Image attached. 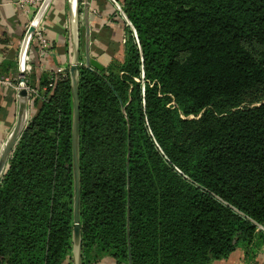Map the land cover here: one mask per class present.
Wrapping results in <instances>:
<instances>
[{
	"label": "trees",
	"instance_id": "1",
	"mask_svg": "<svg viewBox=\"0 0 264 264\" xmlns=\"http://www.w3.org/2000/svg\"><path fill=\"white\" fill-rule=\"evenodd\" d=\"M120 5L138 40L124 20L123 61L79 68L82 264H212L261 247L264 0ZM35 89L0 180V264L71 258L68 71Z\"/></svg>",
	"mask_w": 264,
	"mask_h": 264
},
{
	"label": "crops",
	"instance_id": "2",
	"mask_svg": "<svg viewBox=\"0 0 264 264\" xmlns=\"http://www.w3.org/2000/svg\"><path fill=\"white\" fill-rule=\"evenodd\" d=\"M115 1L120 5V0ZM16 2L17 0H0V72L11 78L18 76V53L24 24V17ZM116 10L118 9L111 0H88L90 52L104 68L114 59H124V19L117 16ZM81 18V54L84 55L85 23L82 15ZM42 24L50 49L42 65L38 64L37 59L34 61L35 73L31 74L34 88L38 87L42 74L53 76L57 69L68 71L71 37L67 0H52L42 17ZM17 90L18 87L15 89L0 86V151L16 120ZM64 264H71V258ZM90 264L116 262L105 256ZM212 264H264V245L259 248L253 246L247 253L244 248L237 247L227 258L215 260Z\"/></svg>",
	"mask_w": 264,
	"mask_h": 264
},
{
	"label": "water",
	"instance_id": "3",
	"mask_svg": "<svg viewBox=\"0 0 264 264\" xmlns=\"http://www.w3.org/2000/svg\"><path fill=\"white\" fill-rule=\"evenodd\" d=\"M52 0H43L37 9L33 20L22 36L19 53H18V75L19 85L17 90L18 107L16 120L12 130L6 138L0 151V180L6 170L9 157L18 142L23 130L26 127L30 116L29 100L30 94L28 85L25 80V64L27 51L31 42L34 28L42 19L46 9ZM117 7L122 18L131 28L134 37L138 40L136 30L127 18L126 14L115 0H111ZM69 14V32L71 37V57L68 68L69 82L72 96V174H73V229H72V249L71 264H82V238L80 224V165H79V95H78V76L79 68L100 73L104 66L91 54L89 47V26H88V0H67ZM81 15L85 23V45L84 55L81 54ZM129 185V183H128ZM129 187V186H128ZM127 217H129V209H127ZM129 219V218H128ZM258 227L264 230L262 225ZM132 264L129 259V263Z\"/></svg>",
	"mask_w": 264,
	"mask_h": 264
},
{
	"label": "built area",
	"instance_id": "4",
	"mask_svg": "<svg viewBox=\"0 0 264 264\" xmlns=\"http://www.w3.org/2000/svg\"><path fill=\"white\" fill-rule=\"evenodd\" d=\"M42 1L43 0H17L16 3L18 10L20 14L24 17L23 34L30 26L33 17L37 9L39 8L40 4L42 3ZM32 44L35 46L34 48H31ZM49 49H50V43L46 37L45 28L43 27L42 19H41L37 24V26L34 28L31 42L27 51L25 76H24L26 82H27V77L35 71L36 65L34 61L37 59L38 64L42 65V63L44 62L45 58L49 53ZM62 72H63L62 69H57L55 71L56 74L57 73L60 74ZM19 78H20L19 75L17 76V78H11L3 75L0 72V86L16 89L19 85ZM28 91L30 94V98L32 94H35L37 92L35 88H31L30 86H28ZM30 102L31 100H29V107H30Z\"/></svg>",
	"mask_w": 264,
	"mask_h": 264
},
{
	"label": "rangeland",
	"instance_id": "5",
	"mask_svg": "<svg viewBox=\"0 0 264 264\" xmlns=\"http://www.w3.org/2000/svg\"><path fill=\"white\" fill-rule=\"evenodd\" d=\"M114 60L118 61V59H114ZM119 62H121V61H119ZM109 63H110V62H109ZM109 63H108V65H109ZM108 65H107V66H108ZM107 66H106V67H107ZM30 111H32V108L30 109Z\"/></svg>",
	"mask_w": 264,
	"mask_h": 264
}]
</instances>
